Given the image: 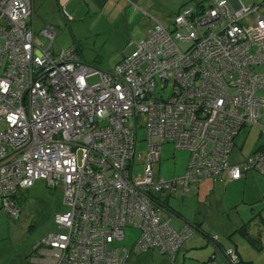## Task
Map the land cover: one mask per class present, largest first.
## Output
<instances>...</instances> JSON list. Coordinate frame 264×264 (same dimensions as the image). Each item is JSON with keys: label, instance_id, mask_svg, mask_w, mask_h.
Listing matches in <instances>:
<instances>
[{"label": "built area", "instance_id": "2783aa9c", "mask_svg": "<svg viewBox=\"0 0 264 264\" xmlns=\"http://www.w3.org/2000/svg\"><path fill=\"white\" fill-rule=\"evenodd\" d=\"M31 15V0H0V208L16 216L15 194L43 180L61 188L67 208L54 215L61 231L41 242L58 251L55 264H123L112 244L126 227L141 230L140 254L157 250L174 264L191 231L173 229L160 194L264 176V144L229 163L241 129L264 133V73L254 71L264 65V0L187 5L169 26L154 21L108 72L84 63L74 46L52 50V26L38 34L48 44H38ZM139 117L144 159L136 157ZM165 144L190 153L178 179L154 173ZM226 256L239 263L232 250Z\"/></svg>", "mask_w": 264, "mask_h": 264}, {"label": "rangeland", "instance_id": "374dc122", "mask_svg": "<svg viewBox=\"0 0 264 264\" xmlns=\"http://www.w3.org/2000/svg\"><path fill=\"white\" fill-rule=\"evenodd\" d=\"M51 1L42 0L33 7L29 24L36 37V42L38 44H48V41L38 37V34L46 26H53L56 38L52 50L59 52L61 49L74 46L79 52L81 60L95 67L98 71L111 70L122 56H127L130 52H133L136 49V44L145 38L142 31L147 25L145 21L140 24L134 34H130V32H127L126 36H118L116 33L114 35L96 34L88 29L91 20L84 22L81 19H75V21L66 22L62 14L53 10L50 4ZM129 1L131 0H113V5L109 6L111 8L106 10L109 16L108 21H118L117 25L121 26V30L122 27H125L124 20L127 12L129 18L136 19V23L142 17L138 10L129 7V4L133 5ZM207 1L209 0H186L185 3H205ZM241 1L246 5L253 2L256 4L262 2V0ZM156 2L160 10L162 9V13H166L167 20L163 21L162 24L169 26L174 13L173 11L164 12L166 10L163 5L166 2L170 8H179L183 0H157ZM225 24L226 21H223V24H217L216 27L220 29ZM179 47L185 50L187 45H179ZM254 71L264 73V65L255 67ZM98 80L99 78L96 76L88 79V83H96ZM170 92V87L163 90L165 96H168ZM132 123L133 120H130V124ZM137 125L139 129L137 131L136 157L139 155L144 159L147 147L144 122L141 117L138 118ZM3 128L4 123L0 121V131ZM260 132L257 126L243 128L235 138V148L230 161L237 164L248 158L249 155L247 154H250L255 144L262 139L264 140V135L260 138ZM189 156L190 153L187 150L176 149L173 144H165L161 151L160 165L154 164L153 166L156 177L165 181L178 179L184 173ZM206 185L201 186L198 190L193 185L191 186V192L185 195H182L179 190L169 195L168 205L174 215L172 219L173 226L181 228L184 225L183 222L194 227L196 225L201 233L212 237L218 236L221 251L237 244V250L244 258V262L264 264V249L259 250L250 247L251 249L246 248L248 250H244L240 247L242 238L238 232L240 227L250 221L248 232L251 231V236H255L256 231L260 230L261 238L258 245L264 247V222L262 223L259 219L260 213H252V215L245 213L242 222L236 220L233 215L228 214L231 209L219 213L221 207L215 200V196L218 197V200L220 197L218 190L211 192ZM14 198L15 208L19 209L16 216H11L7 211L0 208V264H31V258L35 254L33 249L41 244L49 233L57 231L54 215L61 214L67 209L63 204V192L60 187L50 188L45 181L37 180L31 188L17 192ZM163 214L165 213L163 212ZM140 234V229L126 227L123 240L115 241L112 244V246L120 249L119 255L120 259L124 258L123 264H168L165 256L157 250L142 254L137 251L134 245ZM231 238H235L236 243ZM185 243L187 247H192L187 252L183 247V256L181 251L178 252L176 264H205L215 251L213 250L214 246L199 233L192 235ZM243 247L246 246L243 245ZM124 248L130 250L126 256ZM215 255L217 262L226 264L220 255V251H216Z\"/></svg>", "mask_w": 264, "mask_h": 264}, {"label": "crops", "instance_id": "0c3cea01", "mask_svg": "<svg viewBox=\"0 0 264 264\" xmlns=\"http://www.w3.org/2000/svg\"><path fill=\"white\" fill-rule=\"evenodd\" d=\"M42 0H31V7L33 12V7L36 6L39 2ZM47 1V0H45ZM157 1V0H156ZM155 0H131L133 5L129 4V7H132V9H136L140 12L142 15L141 19L136 23V19H131L128 17V12L125 14V20L124 24L125 27L117 25V22H109L108 18L109 16L106 13V10L110 9L113 5V0H52L51 5L53 10L59 12L62 14V17H64V12L67 13L69 16L73 18L72 21H75V19H81L82 21H88L91 20V23L88 25V29L92 33L96 34H107V35H114L115 33L118 34V36L127 35V32H130V34H134L136 32V29L140 27V24L145 21L147 25L142 30L144 33V37L146 36L147 31L151 26L153 25L154 21H158L162 24L163 21H166L167 18L165 16L166 13H162V9L160 10V7L158 6V3ZM161 1V0H160ZM233 2V0H230ZM241 1V0H240ZM186 2V0H183L181 2L180 7ZM243 5H246L244 2L241 1ZM254 3V2H253ZM251 3V4H253ZM136 4V5H135ZM250 5V4H247ZM246 5V6H247ZM118 6V4H117ZM166 11L164 12H170L173 11V13L177 12L179 8H170L165 2L163 5ZM130 11V10H129ZM59 14V15H60ZM136 14V13H135ZM111 20V19H110ZM67 22V21H66ZM164 25V24H163ZM49 27V26H46ZM53 27V26H52ZM131 28V30H130ZM74 30V28L72 27ZM134 46V45H133ZM131 53V52H130ZM121 60V59H120ZM119 63V62H118ZM117 63V64H118ZM110 71L107 70L105 72ZM261 138V136H260ZM264 140L258 141L254 148L251 150L250 154L252 155L259 145L263 144ZM234 150V149H233ZM233 153V151H232ZM231 153V155H232ZM231 157V156H230ZM189 160V158H188ZM230 160V158H229ZM161 162V155H160V161L159 163H155L158 166ZM188 163V161H187ZM232 164H236L234 162H231ZM154 166V165H153ZM187 166V164H186ZM186 169V168H185ZM185 171V170H184ZM181 177V176H180ZM207 184V185H206ZM215 183L211 180H204L199 182L197 185H195V189H200L201 186H208V188L212 191L218 190L219 193V200L218 197L215 196L216 203L219 204L221 207V211L219 213L229 211V215H233L234 218L240 222L243 221L245 218L243 215L245 213H249L252 215V213H260L259 218L263 220L264 222V176H262L258 172H248L242 177L240 180L235 182H228L224 184ZM197 193V192H196ZM225 214V213H224ZM164 216H167L164 214ZM173 221H171L172 224ZM173 226V224H172ZM174 227V226H173ZM175 228V227H174ZM182 228V227H181ZM181 228H175L176 230H180ZM249 236L254 239V244H250L247 241L242 238V244H240L244 250H248L246 248L251 249L250 247L254 249L261 250L264 249V247H261L258 245L259 239L261 238V231H256L255 236H251V231ZM234 243L235 238H231ZM187 241V240H186ZM185 241V242H186ZM183 243V247L185 248V252H187L192 246L187 247L186 243ZM220 242V241H219ZM211 243V242H210ZM213 245V243H211ZM245 245L246 247H243ZM214 246V245H213ZM221 246V243L219 244ZM236 250H237V244H235ZM181 249V252L183 253V250ZM34 250V249H33ZM213 250H217L215 247ZM180 252V254H182ZM238 254L239 251L237 250ZM184 253L182 254V256ZM59 256L58 251L47 248L45 246L37 247L35 249V254L31 258V264H55V261L57 260ZM240 259L244 260L241 254H239ZM246 261V260H245Z\"/></svg>", "mask_w": 264, "mask_h": 264}, {"label": "trees", "instance_id": "16d2710c", "mask_svg": "<svg viewBox=\"0 0 264 264\" xmlns=\"http://www.w3.org/2000/svg\"><path fill=\"white\" fill-rule=\"evenodd\" d=\"M208 3V1L207 2H205V3H203V2H198V3H190V4H194V5H197L198 6V8H202L205 4H207ZM190 4H186V3H184L180 8H179V10L177 11V12H175L174 13V15L172 16V18L173 17H175V16H177L179 13H180V11H181V9L182 8H184L185 6H187V5H190ZM245 128H250V127H245ZM259 129H260V127H258ZM242 130V129H241ZM240 130V131H241ZM260 131H261V129H260ZM239 134V133H238ZM260 136L262 137V135H264V133H262V131L260 132ZM237 137V136H236ZM264 144V143H263ZM263 144H261V145H259L258 146V148L260 147V146H262ZM234 148H235V140H234ZM233 148V149H234ZM257 148V149H258ZM256 149V150H257ZM231 156V155H230ZM251 156V155H250ZM230 158V157H229ZM247 159V158H246ZM245 160V159H244ZM243 160V161H244ZM242 162V161H241ZM159 163V162H158ZM229 163H230V160H229ZM240 163V162H239ZM232 164V163H231ZM238 164V163H237ZM185 172V171H184ZM252 172H255V171H252ZM184 174V173H183ZM263 176V175H262ZM172 180H174V179H172ZM231 182H235V181H231ZM215 183H217V182H215ZM225 183H228V182H225ZM224 184V183H223ZM176 186H175V188H174V190L172 191V192H170V193H162V194H160L159 196H158V201L160 202V204L162 205V207H163V212L165 213V215H167V216H165V217H169L170 218V221H172V219H173V217H174V215H173V213L171 212V210H170V206L168 205L169 204V195H171V194H174V193H176L178 190L180 191V193L182 194V195H185L186 193H184L183 191H182V189L177 185V184H175ZM197 185V184H196ZM193 186V185H192ZM195 186V185H194ZM191 188V187H190ZM190 192H191V189H190ZM154 201H157V200H154ZM164 215V214H163ZM177 218H180V217H177ZM260 219V218H259ZM261 220V219H260ZM262 221V223H263V220H261ZM54 223H55V221H54ZM184 223V225H183V227L180 229V230H176L173 226V229L175 230V231H177V232H180V231H182V229L183 228H188L190 231H191V233H190V235L182 242V244H181V246H180V248H179V251H181V249H182V246H183V243L187 240V239H189L192 235H194L195 233H199V234H201L204 238H206L207 239V242H211V243H213V245H214V247L217 249L216 251H220V255L222 256V258L225 260V262H226V264H230L229 263V260H228V257L226 256V251H228V250H232L236 255H237V257H238V264H249V263H246V262H244L243 260H241L240 259V256H239V254H238V252H237V250H236V247H235V245H232V246H230L229 248H227V249H223L222 251L220 250V246H219V244H220V242H219V238H218V236H209V235H206L205 233H201L200 232V229L195 225V227L194 226H192V225H190V224H188V223H185V222H183ZM251 222L249 221L248 223H245L242 227H240L239 228V230H238V232H239V234L244 238V240L245 241H247L248 243H250V244H254V239L253 238H251L250 236H249V234H248V226H249V224H250ZM172 225V224H171ZM57 226V225H56ZM58 231H61V230H59L58 229V226H57V231L56 232H58ZM51 233H55V232H51ZM51 233H49V234H51ZM48 234V235H49ZM216 238V239H215ZM215 239V240H214ZM39 246H43V245H41V244H39L38 246H36L35 248H34V250L37 248V247H39ZM124 249H126L127 251H128V253L130 252V250L128 249V248H124ZM123 249V250H124ZM119 251H120V249H119ZM151 251H153V250H151ZM216 251H214L213 252V254L209 257V259H208V261L207 262H205V264H220L219 262H217L216 261ZM150 252V251H149ZM127 253V254H128ZM126 253H125V256L127 255ZM161 254V253H160ZM161 255H163V254H161ZM120 256V255H119ZM163 256H165V255H163ZM165 258H166V260H167V263L168 264H171V261H170V259H168L166 256H165ZM124 259V258H123ZM176 260H177V258H176ZM176 260H175V263L174 264H176Z\"/></svg>", "mask_w": 264, "mask_h": 264}]
</instances>
